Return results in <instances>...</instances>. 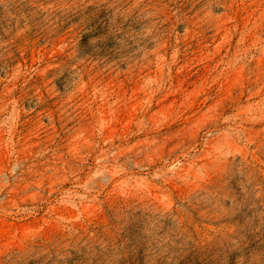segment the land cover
I'll list each match as a JSON object with an SVG mask.
<instances>
[{
  "label": "rangeland",
  "instance_id": "obj_1",
  "mask_svg": "<svg viewBox=\"0 0 264 264\" xmlns=\"http://www.w3.org/2000/svg\"><path fill=\"white\" fill-rule=\"evenodd\" d=\"M0 264H264V0H0Z\"/></svg>",
  "mask_w": 264,
  "mask_h": 264
}]
</instances>
